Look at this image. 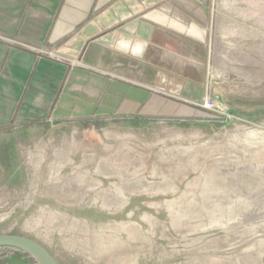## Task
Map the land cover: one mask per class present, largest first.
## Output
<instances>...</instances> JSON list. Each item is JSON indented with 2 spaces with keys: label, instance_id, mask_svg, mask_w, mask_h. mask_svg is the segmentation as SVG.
<instances>
[{
  "label": "rangeland",
  "instance_id": "rangeland-1",
  "mask_svg": "<svg viewBox=\"0 0 264 264\" xmlns=\"http://www.w3.org/2000/svg\"><path fill=\"white\" fill-rule=\"evenodd\" d=\"M162 3L207 29L189 102L223 112L0 131V234L59 264H264V0Z\"/></svg>",
  "mask_w": 264,
  "mask_h": 264
},
{
  "label": "crops",
  "instance_id": "crops-1",
  "mask_svg": "<svg viewBox=\"0 0 264 264\" xmlns=\"http://www.w3.org/2000/svg\"><path fill=\"white\" fill-rule=\"evenodd\" d=\"M175 7L0 0V131L186 117L191 85L203 87L209 35Z\"/></svg>",
  "mask_w": 264,
  "mask_h": 264
},
{
  "label": "water",
  "instance_id": "water-1",
  "mask_svg": "<svg viewBox=\"0 0 264 264\" xmlns=\"http://www.w3.org/2000/svg\"><path fill=\"white\" fill-rule=\"evenodd\" d=\"M0 246L17 248L29 253L39 264H59L55 257L36 240L19 234H0Z\"/></svg>",
  "mask_w": 264,
  "mask_h": 264
},
{
  "label": "built area",
  "instance_id": "built-area-1",
  "mask_svg": "<svg viewBox=\"0 0 264 264\" xmlns=\"http://www.w3.org/2000/svg\"><path fill=\"white\" fill-rule=\"evenodd\" d=\"M40 51L45 52L50 55L54 54L53 51H44V50H40ZM192 104L195 106H199L203 109L209 110L213 113L223 112L221 106L217 102L211 100L208 96H204L199 102H193ZM230 114L231 113L228 110L226 113V117L227 115H230Z\"/></svg>",
  "mask_w": 264,
  "mask_h": 264
},
{
  "label": "trees",
  "instance_id": "trees-1",
  "mask_svg": "<svg viewBox=\"0 0 264 264\" xmlns=\"http://www.w3.org/2000/svg\"><path fill=\"white\" fill-rule=\"evenodd\" d=\"M15 252H19V253H22L23 255H25L31 261V264H39V262L34 257H32L29 253L23 252L17 248L0 246V258H2V259L7 257V256H10L11 254H13Z\"/></svg>",
  "mask_w": 264,
  "mask_h": 264
}]
</instances>
